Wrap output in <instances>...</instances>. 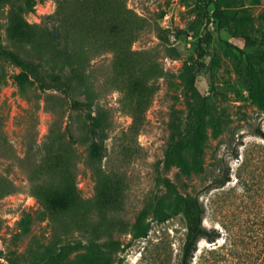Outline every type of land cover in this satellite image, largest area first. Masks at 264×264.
<instances>
[{
    "label": "rangeland",
    "instance_id": "1",
    "mask_svg": "<svg viewBox=\"0 0 264 264\" xmlns=\"http://www.w3.org/2000/svg\"><path fill=\"white\" fill-rule=\"evenodd\" d=\"M0 24L24 65L0 56V264H179L187 195L220 232L192 264H264V0H0Z\"/></svg>",
    "mask_w": 264,
    "mask_h": 264
},
{
    "label": "trees",
    "instance_id": "2",
    "mask_svg": "<svg viewBox=\"0 0 264 264\" xmlns=\"http://www.w3.org/2000/svg\"><path fill=\"white\" fill-rule=\"evenodd\" d=\"M216 15L221 20L229 21L230 19L229 15L223 10H216ZM0 56L3 59H9L24 66L17 55L11 49H8L3 45L1 24ZM88 92L86 93L87 99L82 101V103L86 104V107L88 108L87 117L89 122L87 124L86 130L89 135L98 140L96 142L98 144V147L100 148L99 141L104 140L106 133L105 117L102 108H98L97 111L94 112V109H92L94 99H90L91 97H93V95L88 94ZM255 131L264 138V131L260 127H257ZM166 180L167 182H170L169 179ZM230 180H232L231 168L229 166L224 167L221 169V172L218 173L215 177L214 185L215 187H224ZM184 200L186 204L185 215L187 218V232L179 264H192L196 251L198 249L199 241L202 238H206L210 242H215L220 237V232L218 231V229L209 228L204 224V217L206 215L207 207L199 197L187 195L184 197Z\"/></svg>",
    "mask_w": 264,
    "mask_h": 264
}]
</instances>
